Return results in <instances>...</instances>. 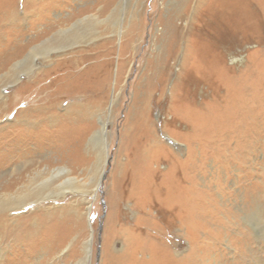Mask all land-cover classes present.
Instances as JSON below:
<instances>
[{
    "label": "rangeland",
    "instance_id": "1",
    "mask_svg": "<svg viewBox=\"0 0 264 264\" xmlns=\"http://www.w3.org/2000/svg\"><path fill=\"white\" fill-rule=\"evenodd\" d=\"M118 1L111 30L98 25L89 43L111 40L98 50L102 91L91 102V123L65 127L74 138L64 161L71 172L54 178L49 190L67 177L78 188L62 196L49 191L9 212L23 225L32 217L38 225L5 254L30 251L29 264H141L171 254L202 259L193 264H264V17L251 31L223 37L214 8L199 12L209 0L201 7L200 0H122L117 9ZM3 2L23 12V0ZM93 2L73 0L77 9ZM184 9L189 18L174 20L186 30L175 48L174 23L164 21ZM53 10L54 18L68 14ZM184 48L194 52L192 60L184 59ZM213 55L212 72L201 74L200 61ZM31 74L4 88L1 126L35 103V86L17 90ZM73 100L61 97L58 109ZM51 145L36 156L61 164ZM102 164L96 192L90 182Z\"/></svg>",
    "mask_w": 264,
    "mask_h": 264
},
{
    "label": "bare ground",
    "instance_id": "2",
    "mask_svg": "<svg viewBox=\"0 0 264 264\" xmlns=\"http://www.w3.org/2000/svg\"><path fill=\"white\" fill-rule=\"evenodd\" d=\"M3 1L0 0L1 103L6 101V96L3 94L4 88L18 83L21 74L30 75L32 73L33 77L22 81L17 90H22L26 86H35L38 92L34 98L35 103L20 109L12 125H0V264H29L27 260L31 256L30 251L21 252L19 255L5 253L21 239H27L36 232L38 224L32 217V221L23 225L19 222V217L11 216L9 212L48 198L47 193L51 189L52 180L71 172L64 161L69 156L67 151L74 138H70L71 134L65 132V127L78 125L79 128H85L88 123H91L90 114L93 112L94 97H98L97 93L102 91H97V86L100 84V72L98 71L101 70L103 63L100 59L103 55L101 56L98 50L110 44L111 40L100 44L91 45L89 43L95 41L93 39L98 33V25L103 24L105 30H111V5L116 0H94L92 4L80 9L75 7L73 0H23L22 13L18 8ZM201 1L198 6L201 5ZM209 1L207 6L198 11L205 13V11H210V7L214 8L219 25V35L223 37L227 36L231 30L251 31L255 28L257 18L264 17V0ZM117 4V9H120L123 5L122 0H119ZM55 7L67 8L68 14L54 18L53 8ZM176 18H189V11H180L172 19L164 21L165 26L174 23L173 29L177 33L174 47L178 48L179 41L184 38L186 30L175 24ZM76 45L78 47L72 50ZM68 47L72 50L69 53L66 50ZM175 52L178 53V50L176 49ZM182 52L185 60L193 59L192 50L188 51L184 48ZM217 62L216 55L203 58L199 63L200 66L203 64L199 67L201 74H209L210 70L212 72L211 66ZM204 63L207 65L204 66ZM64 96L74 98V100L64 111H61L58 108L60 99ZM204 117L206 119V116ZM14 129H19L18 133L10 137L9 133ZM95 137L94 135L91 139L92 143H95ZM51 144L55 146L56 157L61 159H58L62 161L61 164L51 165L53 160H48V158L46 160L42 154L39 157L36 156L45 149L48 151L47 146H52ZM76 144L80 147L82 143L78 141ZM104 154L102 163L107 160L108 152L105 151ZM102 166L99 174L90 182L92 184L90 188H94L96 192L105 168L104 164ZM70 181H72L71 177L65 178L56 185V190L50 192L56 196H62L67 189L78 188L74 184L68 185ZM90 188L85 189L89 191ZM89 212L90 208L88 216ZM88 226L93 233V226L90 222ZM90 244L91 240L88 243L84 263L91 257ZM197 259L194 255H184L180 258L172 254L161 255V257L154 255L149 260L139 259V263L163 264L166 261L171 264H193L195 261L202 263L201 258Z\"/></svg>",
    "mask_w": 264,
    "mask_h": 264
}]
</instances>
